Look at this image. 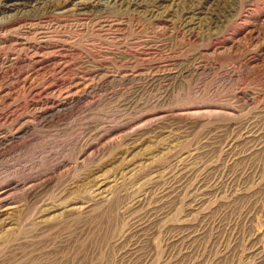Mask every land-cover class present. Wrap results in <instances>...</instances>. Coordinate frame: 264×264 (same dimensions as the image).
I'll return each mask as SVG.
<instances>
[{"label": "rangeland", "instance_id": "1", "mask_svg": "<svg viewBox=\"0 0 264 264\" xmlns=\"http://www.w3.org/2000/svg\"><path fill=\"white\" fill-rule=\"evenodd\" d=\"M219 1L243 13L214 37L136 30L130 19L113 34L64 32L72 74L93 58L143 76L81 87L0 157V192L18 185L0 264H264V0ZM74 82L34 84H57L42 97L57 100ZM15 97L16 117L37 115Z\"/></svg>", "mask_w": 264, "mask_h": 264}, {"label": "bare ground", "instance_id": "2", "mask_svg": "<svg viewBox=\"0 0 264 264\" xmlns=\"http://www.w3.org/2000/svg\"><path fill=\"white\" fill-rule=\"evenodd\" d=\"M175 1L0 0V122L4 124L10 122L8 126L5 125L6 127L4 124L0 125V157L5 156L9 148L17 146L26 138L33 124L32 121L38 122L46 116L58 114L66 103L74 101L73 96L78 95L76 94L77 90L81 87V95H87V89L97 88L100 83L105 81L114 82V80H129L143 76V73L137 71L136 67L121 68L116 71L113 69L114 72H109L105 69L107 66L104 68V65H97L93 58L92 61L85 60L89 69L84 74H72L66 59L68 53L74 51L75 48L68 41V37L63 35L65 31H72V37H76L73 36V33L80 35L88 32H104L106 34L108 31L122 30L125 27L124 22L130 19L132 29L147 27L153 31L161 32V34L170 33L171 35L174 34L173 36L188 38L189 40L196 37L194 34L196 29L207 32L210 37L217 36L218 33L214 32L222 29L219 32L221 35L228 30L227 27L231 20L224 25L228 17L234 21L242 18L243 12L241 10L237 12L233 3L219 0H186L183 6L177 8V5H174ZM10 12L12 13L7 14ZM130 22L128 23L130 24ZM111 33L113 34V32ZM128 57H131L128 59L130 62L138 61L140 58L136 53L130 55L125 53L122 58ZM198 60V58L195 59V61ZM165 65H169V63ZM160 66L151 67L150 70H157ZM196 67V69L203 68L201 62H198ZM67 78H73L75 82L66 92L61 90L64 93L57 94V100L42 98L48 92L54 93L57 90L59 93L61 88L59 89L57 84L52 85L51 88L46 87L47 89L39 87V84H34L35 81L56 83ZM91 82H94V85H90ZM15 96H23L24 99L25 97L29 98L32 101L31 108H34L36 112L38 111L37 115L32 118L16 117L17 111L21 109L15 105L16 101L13 99ZM93 185L94 191L98 192L96 196H99L97 197L99 203L106 202L107 199H104L106 198L104 195L100 197L104 181L96 182ZM17 187V184L12 183L0 192V205L5 203L7 205L0 212V231H7L8 229H4L13 221L10 216L17 210L13 206L14 204L12 205L14 197L17 196ZM183 229L185 230V228Z\"/></svg>", "mask_w": 264, "mask_h": 264}]
</instances>
